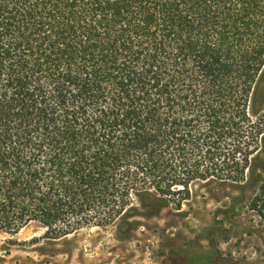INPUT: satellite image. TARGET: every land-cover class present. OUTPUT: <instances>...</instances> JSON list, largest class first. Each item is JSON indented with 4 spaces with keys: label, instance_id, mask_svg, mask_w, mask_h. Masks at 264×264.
<instances>
[{
    "label": "trees",
    "instance_id": "trees-1",
    "mask_svg": "<svg viewBox=\"0 0 264 264\" xmlns=\"http://www.w3.org/2000/svg\"><path fill=\"white\" fill-rule=\"evenodd\" d=\"M262 83L264 0H0V232L244 181Z\"/></svg>",
    "mask_w": 264,
    "mask_h": 264
},
{
    "label": "rangeland",
    "instance_id": "rangeland-1",
    "mask_svg": "<svg viewBox=\"0 0 264 264\" xmlns=\"http://www.w3.org/2000/svg\"><path fill=\"white\" fill-rule=\"evenodd\" d=\"M260 95L244 181H193L181 207L180 195L155 209L132 197L130 216L57 240L37 223L0 232V264H264V83Z\"/></svg>",
    "mask_w": 264,
    "mask_h": 264
}]
</instances>
